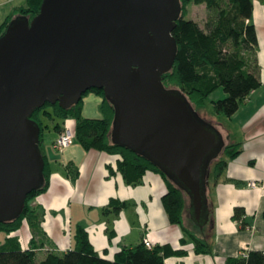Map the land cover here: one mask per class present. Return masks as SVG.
Segmentation results:
<instances>
[{
  "label": "water",
  "instance_id": "1",
  "mask_svg": "<svg viewBox=\"0 0 264 264\" xmlns=\"http://www.w3.org/2000/svg\"><path fill=\"white\" fill-rule=\"evenodd\" d=\"M181 11L180 0H44L32 21H11L0 37V221L20 216L45 181L34 111L103 89L116 110L112 141L159 166L187 193L196 224L208 222L207 181L225 142L162 80Z\"/></svg>",
  "mask_w": 264,
  "mask_h": 264
},
{
  "label": "crops",
  "instance_id": "2",
  "mask_svg": "<svg viewBox=\"0 0 264 264\" xmlns=\"http://www.w3.org/2000/svg\"><path fill=\"white\" fill-rule=\"evenodd\" d=\"M252 21L258 32L261 86L224 125L206 119L195 107L221 133L225 145L238 144L241 149L216 182L214 169L209 174V220L203 227L192 219L187 197L184 222L199 237L208 238L212 251L198 253L183 227L171 222L163 200L168 184L161 173L148 170L140 183L130 185L119 170L120 154L87 150L76 140L57 150L54 143L62 129L55 130L49 142L43 137L42 151L52 174L48 189L33 201L43 212L38 244L66 252L75 248L76 232L84 227L95 250L110 260L122 248L146 239L173 252L165 256V264H228L230 258L252 250L264 252V0H255ZM96 95L101 106L103 97ZM64 122L75 131V118ZM238 207L244 209L239 218L235 217ZM13 235L24 247L30 246L34 236L28 221ZM42 248L38 254L44 256L47 251Z\"/></svg>",
  "mask_w": 264,
  "mask_h": 264
},
{
  "label": "trees",
  "instance_id": "3",
  "mask_svg": "<svg viewBox=\"0 0 264 264\" xmlns=\"http://www.w3.org/2000/svg\"><path fill=\"white\" fill-rule=\"evenodd\" d=\"M43 1L26 0L24 5L17 8L0 25V37L14 18L25 16L32 21L40 13ZM254 2L255 0H180L182 11L173 30L177 54L171 70L162 76L164 85L167 88H173L172 85L180 89L195 106L206 105L210 96L222 87L226 96L212 100L214 111L227 117L233 116L250 94L262 84L258 59V32L252 21ZM192 4L205 5L208 15L204 26L188 17V7ZM90 91L103 97L102 117L83 116V97L78 104L70 108H64L59 103H47L34 111L31 117L41 128V148L45 129L52 127L43 118L54 121L52 128L57 131L61 130L67 118H75V140L87 150L98 149L120 154L122 160L119 170L128 184L140 183L148 170L161 173L168 184V192L163 200L171 222L183 227L185 233L195 242L198 253L211 252L208 238L199 237L184 222L187 193L148 158L112 141L115 107L103 89H91L85 94ZM240 152L238 144L225 145L224 155L213 162L215 182L223 174L229 161ZM44 158L43 186L28 195L20 216L11 221H0V232L6 236L0 243V264H165V256L173 253L168 246L156 245L149 248L144 242L134 247H124L113 260L107 259L95 250L84 227H79L76 232L75 248L66 252L47 250L43 242L38 244L36 235L40 232L43 212L33 205V201L48 189L52 174L50 162L45 154ZM243 213L244 209L238 207L235 217L239 218ZM27 221L34 236L30 246L24 247L19 237L13 234ZM39 247L46 248L44 256L38 254ZM228 264H264V252L252 250L245 255L230 258Z\"/></svg>",
  "mask_w": 264,
  "mask_h": 264
},
{
  "label": "rangeland",
  "instance_id": "4",
  "mask_svg": "<svg viewBox=\"0 0 264 264\" xmlns=\"http://www.w3.org/2000/svg\"><path fill=\"white\" fill-rule=\"evenodd\" d=\"M26 3V0H0V25L6 20V18L10 15H12L17 8L24 5ZM189 14L188 17L195 19L200 23V25L204 26L207 20V10L205 5H190L188 7ZM171 87H175L172 86ZM94 91H90L87 94L83 95V106L86 102V109L83 108V116H89V117H102L103 116V109L100 106V103L96 101V95ZM102 96V95H101ZM226 96V93L222 87L218 88L208 99L206 105L204 106H195L199 112L208 120L210 121H218L219 124H223L224 122L227 124V116L217 114L214 111L212 100L213 99H219ZM102 104V103H101ZM85 114V115H84ZM45 122H48L53 127L54 121H50L47 118H43ZM62 125V132L66 128H71L68 126L65 122ZM47 124V123H46ZM45 129L44 136L46 138V142H49L50 136L55 133V129L53 128ZM61 134V133H60ZM43 144V143H42ZM224 154L222 153L218 158L222 157ZM215 161V160H214ZM214 169V163H212L210 167V174L212 173ZM6 239V236L4 233L0 232V243H2Z\"/></svg>",
  "mask_w": 264,
  "mask_h": 264
},
{
  "label": "built area",
  "instance_id": "5",
  "mask_svg": "<svg viewBox=\"0 0 264 264\" xmlns=\"http://www.w3.org/2000/svg\"><path fill=\"white\" fill-rule=\"evenodd\" d=\"M75 140L74 130L72 128H66L55 140L54 146L57 150H63L64 148L70 146ZM251 186H256L255 182L250 183ZM147 247L153 248L154 244L149 240H144Z\"/></svg>",
  "mask_w": 264,
  "mask_h": 264
}]
</instances>
